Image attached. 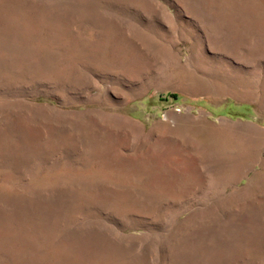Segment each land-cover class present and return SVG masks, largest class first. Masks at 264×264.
Here are the masks:
<instances>
[{"label": "rangeland", "instance_id": "obj_1", "mask_svg": "<svg viewBox=\"0 0 264 264\" xmlns=\"http://www.w3.org/2000/svg\"><path fill=\"white\" fill-rule=\"evenodd\" d=\"M0 264H264V0H0Z\"/></svg>", "mask_w": 264, "mask_h": 264}]
</instances>
